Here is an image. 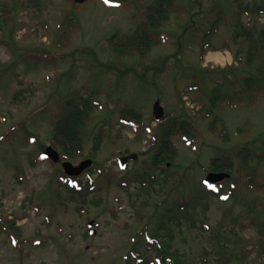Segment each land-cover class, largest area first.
I'll list each match as a JSON object with an SVG mask.
<instances>
[{
    "label": "rangeland",
    "instance_id": "obj_1",
    "mask_svg": "<svg viewBox=\"0 0 264 264\" xmlns=\"http://www.w3.org/2000/svg\"><path fill=\"white\" fill-rule=\"evenodd\" d=\"M71 1L0 0V264L154 260L149 234L168 215L175 217L167 225V231L174 229L167 243L177 249L181 264H264V188L222 179L218 197L208 192L215 186L202 184L214 155L245 145L263 151L264 95L222 109L225 140L209 129L211 117L195 111L209 104L217 81L221 92L232 93L248 74L234 59L236 0H172L174 8L158 28L159 42L143 57L115 53L107 37L133 31L150 0ZM240 1L263 10L242 12L241 21L254 33L264 28V0ZM217 8L224 20L212 43L221 49L202 52L199 43ZM62 27L65 38L57 33ZM42 49L50 54L35 53ZM211 52L224 61L207 59ZM228 67L235 75L221 72ZM81 97L95 104L82 126L84 154L68 161L92 159L87 171L75 175L82 185L91 178L83 202L65 185L61 160L43 157L41 147L51 145L53 121L65 101ZM157 98L166 117L182 115L196 129L191 143L174 138L176 156L167 167L152 164ZM125 106L142 114V126L121 125ZM96 135L100 148L88 157ZM130 153L136 159L122 167L118 160ZM163 177L167 182L157 191L139 188L142 179ZM90 219L94 234L87 231Z\"/></svg>",
    "mask_w": 264,
    "mask_h": 264
},
{
    "label": "trees",
    "instance_id": "obj_2",
    "mask_svg": "<svg viewBox=\"0 0 264 264\" xmlns=\"http://www.w3.org/2000/svg\"><path fill=\"white\" fill-rule=\"evenodd\" d=\"M73 4V1H71ZM239 9L236 12L238 20L235 24L236 31L233 34L234 42L238 43V49L234 59L238 64H245L247 66L248 74L240 76V90L234 92L223 93L220 91L221 82L216 83L213 89V93L209 96V104L203 103L202 106L196 111L199 116L209 118V129L220 136L222 139H228L225 133L227 129L226 122L222 116V109L225 107H239L241 103L244 106V101L249 100V104L256 102L264 95V28L259 29L256 33L253 29L241 21V13H261L263 10L256 5L243 6L240 0H236ZM174 8L172 0H150L144 6V18L141 19L136 28L131 32H114L107 38L108 47L115 53L120 55H134L138 54L143 57L152 46L159 42L158 36L163 33L159 26L164 20L168 18L170 9ZM224 15L222 9L217 8L215 12H212V20L206 31L204 32L202 39L199 43L201 51L204 52L208 49L219 50L220 46H215L212 43L214 35L218 32ZM68 26H72L73 20L67 19ZM60 27V26H59ZM1 28V27H0ZM5 29L3 26V33ZM67 27L57 29V33L61 35V38H65ZM241 39V40H240ZM240 40V41H239ZM1 42V40H0ZM39 52V53H38ZM42 52H47L45 49L41 51H35L37 55ZM244 53V59H243ZM50 54V53H48ZM231 71L234 75V70L231 67L221 69V72ZM225 81L234 85V81L225 78ZM61 107L60 113L53 121L50 143L60 152L61 159L75 158L77 156H83V131L82 126L84 119L87 117L91 107L94 104L82 97L79 101L75 99L66 100ZM120 123L122 126H133L132 128H139L143 125L142 114L135 109L125 106L121 109ZM248 125V122L238 128L240 132H243ZM196 136V129L192 122L179 116H168L163 121L157 124V130L155 132L154 140L150 146L152 154V164L155 167H165L166 163H171L176 156V147L174 145V138H181L189 143L192 142ZM102 139L99 135L94 138V144L90 153H87L88 157H95L97 151L100 148ZM263 151L259 152L250 146H242L232 151V153H221L214 155L210 163L207 166V170L225 171L232 175L230 180H241L248 188L262 187L264 188V141L261 142ZM44 148V145H41ZM234 159H238L235 162ZM94 169H90L93 172ZM233 175H236L234 177ZM65 176V175H64ZM67 177V176H65ZM76 183H68L65 185L72 188V195L78 196L82 202L85 201L87 194L92 190L90 187L91 179L86 184H80V180L77 177H70ZM147 180V179H146ZM155 181V186L153 185ZM176 181H179L176 180ZM175 181V184H176ZM140 189H143L147 193L149 190L157 191V187L167 182L166 177L162 180L150 179L147 183L145 180H140ZM217 189H208L211 194L220 195L221 183L215 184ZM156 207H158L156 205ZM175 216H165L164 222H162L155 232L149 234L148 245L149 248H154L156 257L154 260L139 259L137 263L142 264H181L177 249H172L171 245L167 243V240H171L174 236V229H168L167 225L172 223ZM152 218V217H151ZM165 229L166 233H162L161 230ZM264 234V232L261 231ZM129 254L126 258L129 259ZM137 259V257L135 256ZM127 259V260H128ZM125 264H130L126 262Z\"/></svg>",
    "mask_w": 264,
    "mask_h": 264
},
{
    "label": "water",
    "instance_id": "obj_3",
    "mask_svg": "<svg viewBox=\"0 0 264 264\" xmlns=\"http://www.w3.org/2000/svg\"><path fill=\"white\" fill-rule=\"evenodd\" d=\"M76 2H82L84 0H75ZM152 112L156 119H161L164 116V109L162 105L160 104V99H156L153 102L152 105ZM44 154L51 158L53 161L57 162L60 160L59 153L51 146L48 145L45 150ZM137 157L136 153H131L128 156H124L121 158V162H125L126 160L132 158L135 159ZM92 163V160L90 158H85L81 160L78 164L74 165L68 160H64L61 162L62 168L67 175H76L79 174L82 170L90 166ZM229 176V174L224 172H209L206 175V180L211 182H217L219 180H222L224 177ZM93 221L89 222V225H91ZM93 232V231H92Z\"/></svg>",
    "mask_w": 264,
    "mask_h": 264
},
{
    "label": "bare ground",
    "instance_id": "obj_4",
    "mask_svg": "<svg viewBox=\"0 0 264 264\" xmlns=\"http://www.w3.org/2000/svg\"><path fill=\"white\" fill-rule=\"evenodd\" d=\"M207 59H213L214 61H219V62H223L224 61V57L221 56V54L219 52H215V53H209L207 55Z\"/></svg>",
    "mask_w": 264,
    "mask_h": 264
},
{
    "label": "snow or ice",
    "instance_id": "obj_5",
    "mask_svg": "<svg viewBox=\"0 0 264 264\" xmlns=\"http://www.w3.org/2000/svg\"><path fill=\"white\" fill-rule=\"evenodd\" d=\"M108 2V0H105V3H107ZM222 199H227V197H223Z\"/></svg>",
    "mask_w": 264,
    "mask_h": 264
},
{
    "label": "flooded vegetation",
    "instance_id": "obj_6",
    "mask_svg": "<svg viewBox=\"0 0 264 264\" xmlns=\"http://www.w3.org/2000/svg\"><path fill=\"white\" fill-rule=\"evenodd\" d=\"M94 228V227H93ZM92 229V227L89 229V231ZM95 229V228H94Z\"/></svg>",
    "mask_w": 264,
    "mask_h": 264
}]
</instances>
